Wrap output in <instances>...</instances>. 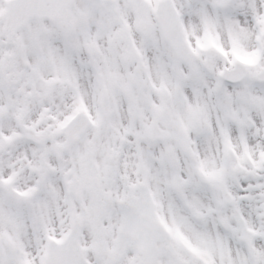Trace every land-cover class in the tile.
<instances>
[{
	"label": "snow or ice",
	"instance_id": "6c2138e0",
	"mask_svg": "<svg viewBox=\"0 0 264 264\" xmlns=\"http://www.w3.org/2000/svg\"><path fill=\"white\" fill-rule=\"evenodd\" d=\"M0 264H264V0H0Z\"/></svg>",
	"mask_w": 264,
	"mask_h": 264
}]
</instances>
